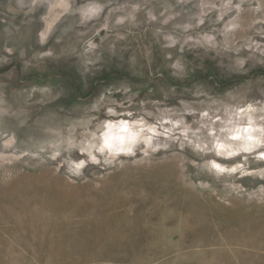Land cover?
<instances>
[{
  "label": "rangeland",
  "instance_id": "rangeland-1",
  "mask_svg": "<svg viewBox=\"0 0 264 264\" xmlns=\"http://www.w3.org/2000/svg\"><path fill=\"white\" fill-rule=\"evenodd\" d=\"M262 154L264 0H0V264H264Z\"/></svg>",
  "mask_w": 264,
  "mask_h": 264
},
{
  "label": "clouds",
  "instance_id": "clouds-1",
  "mask_svg": "<svg viewBox=\"0 0 264 264\" xmlns=\"http://www.w3.org/2000/svg\"><path fill=\"white\" fill-rule=\"evenodd\" d=\"M108 112L110 115H115V112L113 109H108ZM130 115V114H129ZM204 115H207V113H204ZM141 121H136L134 124L130 125L128 121L126 120H120L117 122L113 121H105L100 126V135L97 136L96 133H91L92 141H100L99 144L94 142H89L88 146L86 148H83V151L89 152L91 155V150L95 149L99 153H104L106 150L112 154H118V153H125V154H132L133 153V146L138 142L139 139H141V133L144 132L143 127H139L138 131H133L134 127H137L141 124ZM149 132H153L154 129L149 128L147 129ZM240 137L235 136L232 137V139H239ZM249 140L252 139L251 136L248 137ZM151 140L152 137L149 136L147 138H144V142L147 143L149 146H151ZM259 143V142H257ZM216 147L218 149H224L225 145L222 143H217ZM252 146H244L241 149H238L237 151H251ZM219 155H223V152H219ZM237 152L234 151H228V156L236 155ZM264 155V154H262ZM92 160L94 162H99L96 160L95 156H92ZM77 165V167L82 166ZM212 167L217 169L219 172L223 173L225 171L229 172H236L238 168H240V165H237L236 167H233L231 169H226L224 167H221L220 164H217L213 162Z\"/></svg>",
  "mask_w": 264,
  "mask_h": 264
},
{
  "label": "bare ground",
  "instance_id": "bare-ground-1",
  "mask_svg": "<svg viewBox=\"0 0 264 264\" xmlns=\"http://www.w3.org/2000/svg\"><path fill=\"white\" fill-rule=\"evenodd\" d=\"M215 162V161H214ZM219 164V163H218ZM222 167V166H221Z\"/></svg>",
  "mask_w": 264,
  "mask_h": 264
}]
</instances>
